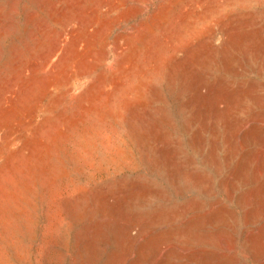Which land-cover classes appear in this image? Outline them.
Returning a JSON list of instances; mask_svg holds the SVG:
<instances>
[{
  "label": "rangeland",
  "instance_id": "obj_1",
  "mask_svg": "<svg viewBox=\"0 0 264 264\" xmlns=\"http://www.w3.org/2000/svg\"><path fill=\"white\" fill-rule=\"evenodd\" d=\"M263 121L264 0H0V264H264Z\"/></svg>",
  "mask_w": 264,
  "mask_h": 264
},
{
  "label": "bare ground",
  "instance_id": "obj_2",
  "mask_svg": "<svg viewBox=\"0 0 264 264\" xmlns=\"http://www.w3.org/2000/svg\"><path fill=\"white\" fill-rule=\"evenodd\" d=\"M258 121H259V120H258ZM250 122H251V121H250ZM253 122H255V121H253ZM259 122H260V121H259ZM259 122H258V123H259ZM263 122H264V121H263ZM255 124H256V123H255ZM255 124H254V125H255ZM252 125H253V124H252ZM259 125H260V124H259ZM246 126H247V124H246ZM257 126H258V125H257ZM249 127H250V126H249ZM245 128H246V127H245ZM256 128H257V127H256ZM248 129H249V128H248ZM252 130H254V129H252ZM261 130H263V129H261ZM243 131H244V130H243ZM243 131H242V132H243ZM247 131H248V130H247ZM247 131H246V132H247ZM256 131H257V130H256ZM244 132H245V131H244ZM248 132H249V131H248ZM252 132H253V131H252ZM256 133H258V132H256ZM241 134H242V133H241ZM248 134H250V132H249ZM262 134H263V133H262ZM244 135H245V134H244ZM250 135H252V134H250ZM254 135H255V134H254ZM241 136H242V135H241ZM263 136H264V134H263ZM242 138H243V137H242ZM258 138H259V137H258ZM263 138H264V137H263ZM254 139H255V138H254ZM259 139H260V138H259ZM261 140H262V139H260V141H261ZM258 142H259V141H258ZM262 143H263V142H262ZM249 145H250V144H249ZM261 148H262V147H261ZM255 149H256V148H255ZM259 149H260V148H259ZM258 151H259V150H258ZM260 151H261V149H260ZM261 152H262V151H261ZM261 152H260V153H261ZM262 153H263V152H262ZM256 154H257V152H256ZM256 154H254L255 156H253V157H256V156H257ZM251 155H253V154H251ZM260 155H261V154H260ZM259 157H260V156H259ZM249 158H250V157H249ZM256 158H257V160H258V157H256ZM263 159H264V158H263ZM249 160H250V159H249ZM260 160H261V158H260ZM256 163H258V162H256ZM257 165H258V164H257ZM253 166H254V165H253ZM253 166H252V167H253ZM257 168H258V167H257ZM252 170H253V169H252ZM253 172H254V171H253ZM262 188H263V187H262ZM262 188H261V189H262ZM259 190H260V189H259ZM262 204H263V203H262ZM260 205H261V204H260ZM225 211H226V209H225ZM253 211H254V210H253ZM252 214H253V213H252ZM221 215H222V214H221ZM206 228H207V227H206ZM209 228H210V227H209ZM256 229H257V228H256ZM212 230H213V229H212ZM254 232H255V231H254ZM246 235H247V234H246ZM246 235H245V236H246ZM250 253H252V252H250ZM250 253H249V254H250ZM257 262H258V261H257Z\"/></svg>",
  "mask_w": 264,
  "mask_h": 264
}]
</instances>
